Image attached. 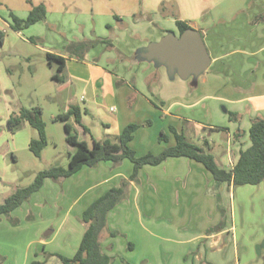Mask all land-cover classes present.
Wrapping results in <instances>:
<instances>
[{
    "label": "crops",
    "instance_id": "crops-1",
    "mask_svg": "<svg viewBox=\"0 0 264 264\" xmlns=\"http://www.w3.org/2000/svg\"><path fill=\"white\" fill-rule=\"evenodd\" d=\"M63 1L5 0L8 15L0 4V29L4 33L3 43H0V70L9 75L15 71V67L4 62V57L12 56V48L18 44H30L44 53L46 63L51 68L56 64L57 71L58 63L49 61L47 54L63 56L66 58L63 81L53 79L55 74L52 81L59 90L62 114L72 107L79 109L86 131L73 117L68 121H74L69 124L90 146L94 139L115 140L128 125L146 121L152 124L138 129L129 144L139 157L149 153L158 155L174 146L176 141L170 127L183 132L190 140L209 142L210 151L220 145L212 140V132H221L224 150L221 155L213 156L224 169H233L241 151L251 146L252 119L264 118V0H225L224 4L234 3L230 8L217 4V8L206 11L203 16H178L174 20L160 17L158 27L156 19L144 17L146 22H141L132 18L133 10L123 15L96 13L95 9L86 12L64 9ZM38 5L46 8L45 21L20 31L12 28L11 13L24 20L32 7ZM188 19L195 22L189 23ZM177 20L203 35L211 57L208 69L193 83H187L193 76L184 80L177 72L171 74L160 61L148 58L151 43L159 42L169 33L181 35ZM97 38H112L115 48L110 50L106 44H99L83 59L67 55L65 48L70 43ZM234 47L239 48L232 50ZM21 53L15 55L31 62V56ZM221 104L224 112L218 109ZM20 109L14 110L2 123L13 148L0 152V204L16 191L12 192L11 187L24 188L18 186L20 178L14 167L17 161L14 144L24 140L22 147L30 150L34 138L29 135L32 127L23 122L13 131L8 123L11 115ZM230 114L239 117L234 120ZM98 123L103 129L96 134L94 127ZM23 131L26 135L21 134ZM208 131H211V139H206ZM238 131L243 135L235 139ZM161 132L168 135L167 143L159 141ZM133 169V163L125 159L119 166L101 162L96 168L84 167L60 183L46 179L41 190L27 201L32 220L25 222L18 216L19 209L27 202L11 213L12 218L21 220L18 226L12 225L4 215L0 217L2 264L43 261L42 256H35L43 247L49 252L73 257L80 243L75 244L73 235L65 231L67 222L73 224L78 218L82 219L93 202L121 180H128ZM138 179L137 183L131 182L129 199L108 214L109 230L123 237H110L102 243L107 254L106 246L112 247V253H123L130 243L133 244L130 253L147 254L157 243L150 239L157 238L160 232L173 231L175 243L164 249V253L176 255L174 264H240L239 250L230 230L206 232L221 220L216 201L218 194L226 220L225 205L235 189L232 184L216 187L212 174L201 163L185 157L169 158L158 166L146 165L139 171ZM42 192H45L43 196ZM59 204H66L62 208V222L49 232V239H44L42 235L53 220L54 206ZM39 217L45 223H40ZM148 223L152 225V232L147 228ZM185 226L189 227L188 232H184ZM85 229L84 226L80 228V242ZM59 234L63 236V248L56 243ZM146 244L149 245L145 247ZM141 245L145 249L139 251Z\"/></svg>",
    "mask_w": 264,
    "mask_h": 264
},
{
    "label": "rangeland",
    "instance_id": "rangeland-1",
    "mask_svg": "<svg viewBox=\"0 0 264 264\" xmlns=\"http://www.w3.org/2000/svg\"><path fill=\"white\" fill-rule=\"evenodd\" d=\"M224 1L225 0H65L61 3V6L64 9H81L86 12L89 9H95L96 13L116 12V14L121 15L129 14V10H133L134 15L132 18H138L141 22H146L144 17L156 19L157 22L155 26L158 27L157 24L161 21L160 17L174 20L178 16H186L187 18L191 15L203 16L206 11L217 8L218 6L215 7L217 4H224ZM233 3L232 1L224 4V8H230ZM0 4H2V10L8 15L9 11L5 8V0H0ZM23 6L25 7L28 5L23 4ZM188 22L192 23L195 21L188 19ZM0 32H3L2 29H0ZM237 48L239 47H234L232 50ZM12 49H14L12 51V56L6 55L4 57V62L16 68L14 72L12 71L13 75L6 74L2 69L0 70V135H2L0 140V152H5L9 150V148H13L11 141H9V137L6 138L7 131H5V127L4 125L2 126V123L14 110L22 107L42 108V118L46 123L48 138V145L43 151L41 158H36L28 148L22 147L24 145V140H20L17 144H14L17 155V161L14 167L20 178L18 186L25 187L31 184L35 180L37 174L43 170L57 166L67 168L69 164L68 154L72 152L73 148H71L66 141L64 124L60 120L53 119L62 114L63 108L61 98L58 96L59 90L52 81L53 74L58 72L56 68L57 65L54 64L51 68L49 64L46 63V55L30 44H18ZM15 53L27 54L32 57V60L30 62L21 59L15 55ZM196 80L197 77L193 76L187 83H193V81ZM9 81H11L13 85L10 84ZM218 109L220 112H224V105H218ZM68 123L74 124V121L70 120ZM102 127L103 126L98 123V125L94 127V132L97 134L98 131H102ZM209 133H211V131L206 132V139H211ZM219 133L212 132V140L220 144L215 148V151L208 150L204 147L203 141L199 142L196 138L189 140L204 148L205 152L217 156L221 155L224 150V142H220V140H224V135ZM21 134L26 135V132L23 131ZM30 134L32 137L34 136V138L37 137V132L33 128H30L29 135ZM80 136L81 138L84 136L82 132ZM15 188L16 187H11L12 192L17 190ZM44 194L45 192H42L40 195L43 196ZM38 197L37 195L36 198L38 199ZM68 200H66V202ZM65 206L66 204L54 206L53 220L49 223L50 226L42 235L44 239H49V232L58 228L61 224L62 208ZM225 206L227 209L225 220L226 227H223L231 231L232 239L239 250L240 264H264V182L259 186L246 185L235 188ZM29 207L30 204L28 205L27 202L18 212L19 218H24L25 222L32 220L29 219V213H31ZM38 221L40 223H45L40 217ZM83 226L85 227V224L80 218L73 224L67 222L65 226V231L73 235L75 244L77 242L81 244L79 241L80 228ZM147 228L152 232V225L150 223L147 224ZM183 229H186L184 232L189 231L188 226H185ZM143 230L148 231L147 229ZM198 230L199 229H197V231ZM172 232L173 231L165 233L160 232L157 234V238L150 237L152 238L149 240L150 242L154 240L157 243H154V250H149L147 254L140 252L133 254L130 253V249L124 250L123 253H112L110 246H106L105 249L109 252L108 254H112L110 256L115 257L112 264H174L176 255L164 253V249L169 248V245L173 246V243H175L172 241L174 236ZM58 237L59 239L56 243L60 244L61 248H63V236L59 234ZM107 239L108 238H103L102 243L105 244ZM148 245L149 244H146L145 247ZM145 247L141 245L138 247V250H144ZM70 248L73 247L71 246ZM187 256L190 257L192 255Z\"/></svg>",
    "mask_w": 264,
    "mask_h": 264
},
{
    "label": "trees",
    "instance_id": "trees-1",
    "mask_svg": "<svg viewBox=\"0 0 264 264\" xmlns=\"http://www.w3.org/2000/svg\"><path fill=\"white\" fill-rule=\"evenodd\" d=\"M10 17L13 22L12 28L20 31L37 22L45 21L46 8L44 5L32 7L29 16L24 20L19 19L13 13L10 14ZM177 26L180 33L190 29L186 23L180 20H177ZM3 36L4 33L0 32V43H3ZM99 44H106L110 50L115 48L112 38H97L92 41L70 43L65 50L68 56L83 59L92 48ZM117 54L122 60L125 59L119 51ZM47 58L49 61L55 60L58 63V72L53 76V79L62 82L66 58L52 54H47ZM42 115L43 110L40 107H22L18 112L13 113L8 120L9 127L13 131L23 122H28L37 132V137L33 138L30 143V151L36 158L42 157L43 151L48 145L46 123L43 121ZM230 116L234 120L239 117V115L234 114H230ZM71 117L75 119L81 129L86 131L82 125L81 113L76 107H72L68 113L56 117V120H60L64 124L66 141L74 149V152L68 154V167H51L39 172L29 186L16 190L3 204H0V217L4 215L12 225H19L20 220L12 218L11 213L22 206L24 202L29 201L34 193L40 191L46 179L60 183L77 174L84 167L96 168L101 162H112L114 166H119L125 159L133 163V173L128 180H121L120 184L112 187L84 211L81 220L86 229L81 244L73 257L49 252L43 247L41 252L35 254L36 257L42 256L43 261L34 260L31 264H112L115 257L104 251L102 240L103 238L118 237L121 234L109 230L108 214L119 204L129 199L131 182L137 183L139 181V171L146 165L158 166L169 158L185 157L201 163L212 174L216 187L224 183L232 184L235 188L246 185L259 186L264 182V118L262 117L252 119L249 131L251 146L241 151L239 160L231 170L221 167L211 153L205 152L204 148L191 142L183 132H178L174 127H170L176 141L174 146L166 148L158 155L149 153L139 157L129 144L134 139L135 132L140 128L150 126L151 121L142 124H130L115 140L97 141L94 139L93 145L90 146L85 140L79 138L76 130L67 122ZM242 135V131H238L234 138L237 139ZM159 141L167 143L168 135L161 132ZM203 145L208 150L211 149L209 142L206 141ZM216 201L218 211L221 214V222L219 225L209 228L206 231L207 234L222 231L225 227V213L219 194L216 195ZM110 248L112 249L111 246ZM128 249H133V244H128ZM3 261L4 258L0 257V264Z\"/></svg>",
    "mask_w": 264,
    "mask_h": 264
},
{
    "label": "water",
    "instance_id": "water-1",
    "mask_svg": "<svg viewBox=\"0 0 264 264\" xmlns=\"http://www.w3.org/2000/svg\"><path fill=\"white\" fill-rule=\"evenodd\" d=\"M148 53L149 60L160 61L168 67L171 74L177 72L184 80L200 76L211 63L201 33L192 28L179 36L169 33L159 42L151 43Z\"/></svg>",
    "mask_w": 264,
    "mask_h": 264
}]
</instances>
